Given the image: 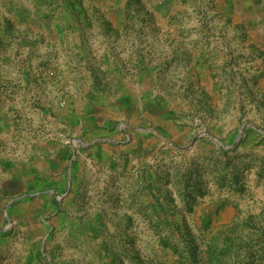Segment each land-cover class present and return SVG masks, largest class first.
I'll return each instance as SVG.
<instances>
[{
	"label": "rangeland",
	"instance_id": "rangeland-1",
	"mask_svg": "<svg viewBox=\"0 0 264 264\" xmlns=\"http://www.w3.org/2000/svg\"><path fill=\"white\" fill-rule=\"evenodd\" d=\"M0 264H264V0H0Z\"/></svg>",
	"mask_w": 264,
	"mask_h": 264
},
{
	"label": "crops",
	"instance_id": "crops-1",
	"mask_svg": "<svg viewBox=\"0 0 264 264\" xmlns=\"http://www.w3.org/2000/svg\"><path fill=\"white\" fill-rule=\"evenodd\" d=\"M98 98L91 102L92 106L89 109L84 113L81 111L79 114L83 130L77 131L78 138L86 145L92 160L108 159L128 150L125 145L119 144L122 140L120 130L113 129L112 122L118 118L117 113L127 117L130 111L138 110V104L133 95H120L119 98L114 97L113 101L109 100L111 97L101 99L102 94H99ZM70 153L75 155V149L70 146L54 144L53 154L49 158L51 169L38 173L41 181L44 180L43 182L47 183L49 181L57 182L62 178L71 179L72 175L67 174L66 176L62 172Z\"/></svg>",
	"mask_w": 264,
	"mask_h": 264
},
{
	"label": "built area",
	"instance_id": "built-area-1",
	"mask_svg": "<svg viewBox=\"0 0 264 264\" xmlns=\"http://www.w3.org/2000/svg\"><path fill=\"white\" fill-rule=\"evenodd\" d=\"M65 101H62L61 102V105H65ZM120 130L121 131H123V134H124V137L126 138V139H130L131 138V135H130V132L126 129V127H125V125H121L120 126ZM78 140L76 139V140H74V143H76Z\"/></svg>",
	"mask_w": 264,
	"mask_h": 264
}]
</instances>
